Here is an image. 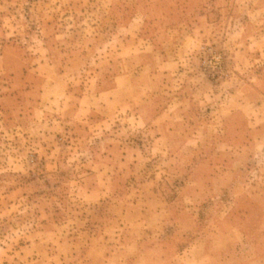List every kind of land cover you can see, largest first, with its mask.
Segmentation results:
<instances>
[{
    "label": "rangeland",
    "instance_id": "obj_1",
    "mask_svg": "<svg viewBox=\"0 0 264 264\" xmlns=\"http://www.w3.org/2000/svg\"><path fill=\"white\" fill-rule=\"evenodd\" d=\"M0 264H264V0H0Z\"/></svg>",
    "mask_w": 264,
    "mask_h": 264
}]
</instances>
